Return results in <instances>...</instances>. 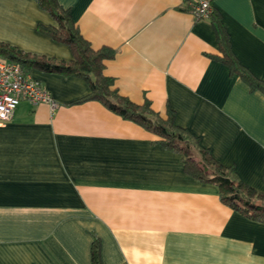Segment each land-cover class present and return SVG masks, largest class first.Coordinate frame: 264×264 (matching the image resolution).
Listing matches in <instances>:
<instances>
[{
    "label": "crops",
    "instance_id": "1",
    "mask_svg": "<svg viewBox=\"0 0 264 264\" xmlns=\"http://www.w3.org/2000/svg\"><path fill=\"white\" fill-rule=\"evenodd\" d=\"M104 73L137 104L190 130L212 156L264 191V93L232 74L211 17L185 0H59ZM238 60L264 81V0H213ZM36 0H0V41L69 61L37 30ZM59 102L18 105L0 123V264H264V222L227 205L180 153L98 100L80 77L31 69Z\"/></svg>",
    "mask_w": 264,
    "mask_h": 264
},
{
    "label": "trees",
    "instance_id": "2",
    "mask_svg": "<svg viewBox=\"0 0 264 264\" xmlns=\"http://www.w3.org/2000/svg\"><path fill=\"white\" fill-rule=\"evenodd\" d=\"M36 1L57 23H40L37 30L56 42L68 45L73 58L66 61L31 53L4 41H0V55L20 62L29 71L39 69L85 79L89 83L90 92L83 100H98L123 118L156 135V141L182 155L188 173L201 181L216 184L223 202L253 220L264 222V191L247 184L232 168L217 161L190 130L176 124L171 109L164 118L151 106L149 100L137 104L121 95L114 87V78L104 73L105 61L113 58L115 51L107 47L95 49L81 33L70 10L64 8L59 0ZM211 19L220 42V60L229 67L232 74H238L252 89H259L264 93V81L255 76L235 56L228 34L215 11H212ZM92 260L93 264H103L100 240L97 237L92 245Z\"/></svg>",
    "mask_w": 264,
    "mask_h": 264
},
{
    "label": "built area",
    "instance_id": "3",
    "mask_svg": "<svg viewBox=\"0 0 264 264\" xmlns=\"http://www.w3.org/2000/svg\"><path fill=\"white\" fill-rule=\"evenodd\" d=\"M185 7L198 20L210 18L213 0H185ZM23 100L48 103L52 111L59 106L51 92L20 62L0 55V123L12 120Z\"/></svg>",
    "mask_w": 264,
    "mask_h": 264
}]
</instances>
